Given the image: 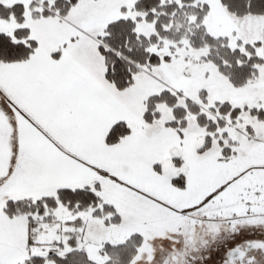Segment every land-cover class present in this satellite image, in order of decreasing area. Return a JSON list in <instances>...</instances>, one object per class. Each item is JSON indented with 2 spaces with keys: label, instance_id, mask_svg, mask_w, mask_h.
Masks as SVG:
<instances>
[{
  "label": "snow or ice",
  "instance_id": "1",
  "mask_svg": "<svg viewBox=\"0 0 264 264\" xmlns=\"http://www.w3.org/2000/svg\"><path fill=\"white\" fill-rule=\"evenodd\" d=\"M0 264H264V0H0Z\"/></svg>",
  "mask_w": 264,
  "mask_h": 264
}]
</instances>
